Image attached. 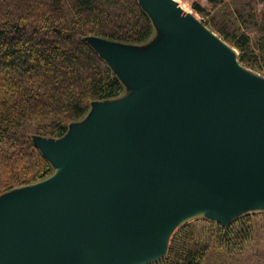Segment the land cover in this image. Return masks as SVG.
I'll use <instances>...</instances> for the list:
<instances>
[{"label":"water","instance_id":"water-1","mask_svg":"<svg viewBox=\"0 0 264 264\" xmlns=\"http://www.w3.org/2000/svg\"><path fill=\"white\" fill-rule=\"evenodd\" d=\"M140 3L164 40L92 36L132 95L34 137L56 172L0 196V264H146L194 214L264 206V79L177 1Z\"/></svg>","mask_w":264,"mask_h":264},{"label":"trees","instance_id":"trees-1","mask_svg":"<svg viewBox=\"0 0 264 264\" xmlns=\"http://www.w3.org/2000/svg\"><path fill=\"white\" fill-rule=\"evenodd\" d=\"M192 7L206 11L197 2ZM249 14L257 17L255 11ZM261 17L258 53L246 33L229 34L212 24L251 66H264V13ZM152 28L140 0H0V194L52 172L35 136L59 139L93 101L123 90L124 82L86 39L137 43L148 39ZM208 226L203 237L196 221L180 226L166 255L147 264H204L214 242L228 252L243 249L257 228L250 215L228 226Z\"/></svg>","mask_w":264,"mask_h":264},{"label":"rangeland","instance_id":"rangeland-1","mask_svg":"<svg viewBox=\"0 0 264 264\" xmlns=\"http://www.w3.org/2000/svg\"><path fill=\"white\" fill-rule=\"evenodd\" d=\"M179 4L180 7L185 9L188 13H190L194 18L202 22V24L211 31L216 37H218L222 42L226 43L235 50L236 61L238 64L243 66L247 72L252 75H256L260 78L264 79V66H251L244 61H240L239 50L232 44V42H228L225 40L219 31L213 27V23L218 27L225 28L229 34L244 32L248 35L251 41V47L258 53L256 42H258V38L260 36L259 29L257 26H260L262 23V14L264 13V0H217L216 3H211L208 0H175ZM200 3L206 11L204 13H199L196 9L192 7L193 3ZM256 12L257 17L250 18L249 12ZM243 16L247 18L243 20ZM153 22V21H152ZM151 35L142 42L130 43V42H119L116 41L117 44L122 46H127L135 51H139L141 53H149L153 49H156L160 46L162 41L165 38L166 33L162 30L160 26H157L155 22H153V28L151 31ZM231 40V38H229ZM87 42L89 45L93 46V38L88 37ZM124 88L119 95L114 98H108L102 100L100 102H116L117 100H122L128 98V96L132 95L131 89L124 83ZM92 108V106H91ZM91 108L88 112L80 119L78 124H83V122L87 121L90 115ZM46 138H53L51 136H44ZM55 139V138H53ZM56 172V168L54 167L52 172L50 173V177L52 174ZM25 186V185H23ZM21 187V186H17ZM16 187V188H17ZM12 188L10 190L16 189ZM10 190H6L8 192ZM0 194L3 195L5 194ZM246 215H250L251 220L256 224V230L250 235L249 239L244 240L243 249L237 248H229L230 252L226 251L219 247L217 242H214L212 246V251L207 255L204 264H264V206H254L247 205L242 210H240L235 217H233L229 223L222 225L217 219L210 218L205 214H194L190 217L189 220L179 223L174 227L171 232V236L175 234L176 231L179 230V227L184 225L187 222L196 221V226L198 227V231L202 233V237L205 236L209 231V224H214L216 222L220 223L222 226H228L237 219L244 217ZM207 222V224H206ZM207 235V234H206ZM150 261L147 263L154 262ZM146 263V264H147Z\"/></svg>","mask_w":264,"mask_h":264},{"label":"bare ground","instance_id":"bare-ground-1","mask_svg":"<svg viewBox=\"0 0 264 264\" xmlns=\"http://www.w3.org/2000/svg\"><path fill=\"white\" fill-rule=\"evenodd\" d=\"M230 48H231V47H230ZM232 49H234V48H231V50H232ZM232 51H233V50H232ZM234 52H235V50H234ZM167 240H168V238H167ZM168 242H169V240L167 241V244H168ZM167 244H166V245H167Z\"/></svg>","mask_w":264,"mask_h":264},{"label":"crops","instance_id":"crops-1","mask_svg":"<svg viewBox=\"0 0 264 264\" xmlns=\"http://www.w3.org/2000/svg\"><path fill=\"white\" fill-rule=\"evenodd\" d=\"M200 4V3H199ZM201 5V4H200ZM202 6V5H201ZM203 7V6H202Z\"/></svg>","mask_w":264,"mask_h":264}]
</instances>
